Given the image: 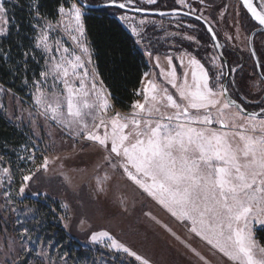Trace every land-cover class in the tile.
<instances>
[{
	"label": "rangeland",
	"instance_id": "1",
	"mask_svg": "<svg viewBox=\"0 0 264 264\" xmlns=\"http://www.w3.org/2000/svg\"><path fill=\"white\" fill-rule=\"evenodd\" d=\"M5 1L7 0H4V4ZM84 1L93 4L107 2ZM262 2L264 0H260L259 5ZM72 4L81 9L83 35L76 30L77 25L70 15ZM62 6L65 13L59 11L55 21L38 16L41 20L37 23L36 37L40 28L47 23L51 25L48 29L49 44L58 40L61 51L68 47L70 50L74 49L77 55L81 54L80 45L87 47L88 53L82 57L89 70L87 82L90 83L95 77L98 88H103L107 94L109 108L103 113L104 118L110 120L116 113L130 116L134 111L132 106L128 110L116 108L108 89L101 83L96 72L83 23L86 9L77 0H66ZM131 6L152 10L194 9V13L200 14L211 23L221 40L223 53L229 59L230 76L226 87L231 96L242 100L243 107L250 111L264 107V36L259 34L252 43L247 42L251 32L255 31L256 24L239 0H184L183 4L180 0H156L154 4H148L147 0H136ZM119 18L132 30L144 52L152 53L146 54L151 61V69L144 76L136 101L145 103V94L152 95L151 92L145 93L148 82L152 81L157 86L158 93L167 89L174 99L184 105L186 101L168 83L171 79L169 73L174 66L177 85L184 84L185 80L192 85V72L196 71L199 79V69L189 63L191 58L203 65L208 74L210 88H216L217 77L219 84H225L226 67L209 34L195 20L173 15L150 16L125 11L120 13ZM5 19L8 20L7 16ZM66 25L69 26V31L65 30ZM7 27L8 23L0 21V29L3 30L0 36L6 33ZM133 28L136 29L135 32ZM72 36H76L77 40L74 41ZM148 38H155L158 46L151 47ZM38 49L42 52L41 48ZM177 50L190 51L192 55L184 52L178 56L177 62L172 59V65H169L166 58L172 57ZM155 53L169 55L153 58V62L152 56ZM42 55L44 56L43 52ZM243 56H251L250 63H244ZM89 59L91 63H88ZM44 67L45 61L43 69ZM185 72L188 73L187 77L184 76ZM221 72L223 75H220ZM34 91L32 87L27 98L0 83V111L9 121L27 130L30 135L28 144L19 154V186L16 187L14 183L11 167L0 159V264H22L28 253H31L28 264H77V261L68 262L63 250L56 248L51 252L52 243L38 239L35 227L30 222L36 211L22 202L24 196H42L43 201L50 199L59 202V212L53 207L52 210L59 215L70 237L92 253L81 264H142V260H147L148 264H205L192 249L205 257L208 264H231L218 250L191 233L189 222H181L173 217L156 199L130 180L121 168H113L104 159L107 153L96 142L82 136L69 135L66 129L54 121H45L38 115L32 97ZM189 111L196 114V110ZM212 127L220 129L219 124H213ZM45 157L49 161L46 168L42 166ZM4 168L9 169L8 173L3 172ZM25 176L31 178L25 181ZM22 186L23 194L20 193ZM33 193L41 195L36 196ZM260 227L262 226L256 225L255 231ZM101 231H107L142 260H137L123 250L108 247L110 242L107 238L91 241V235ZM255 239L258 241L256 237Z\"/></svg>",
	"mask_w": 264,
	"mask_h": 264
},
{
	"label": "snow or ice",
	"instance_id": "2",
	"mask_svg": "<svg viewBox=\"0 0 264 264\" xmlns=\"http://www.w3.org/2000/svg\"><path fill=\"white\" fill-rule=\"evenodd\" d=\"M135 2L107 0L103 6L126 9ZM147 3L154 4L156 0H147ZM243 4L264 25V2L259 5V11L253 6V0H243ZM59 11L64 14V7ZM70 15L76 30L83 35L80 7L72 4ZM6 16L4 0H0V21L5 24L9 22ZM49 28L51 25L46 23L36 37L35 46L42 49L45 61L40 79H33L31 85L35 89L32 97L38 115L45 121H54L69 135L96 142L107 153L104 159L113 168H121L173 217L189 222V231L218 250L231 264H264V245L255 239V226H264V107L259 112H247L242 104L227 95L228 88L218 83L219 77L216 88H210L203 65L191 58L189 63L199 69V79L197 72H192V85L186 80L177 85L174 66L169 73L168 83L186 101L184 105L167 89L158 93L155 83L149 81L145 93L152 95L145 94V103L133 102L134 111L130 116L116 113L106 120L103 113L109 108L107 94L98 88L95 77L87 82L89 70L82 57L87 55L88 48L80 45V55L68 47L61 51L60 41L49 44ZM65 30L69 31V26ZM72 39L75 41L77 37ZM166 59L172 65V57ZM187 75L185 72L184 76ZM24 83L28 84L27 79ZM190 109L196 110V114H191ZM213 124H219L220 129L212 127ZM48 162L45 157L42 166L46 168ZM8 171L3 169L5 174ZM30 178L25 176L24 180ZM20 193H24L23 186ZM100 238H107L108 247L142 260L107 231L90 237L93 242ZM192 251L208 264L199 252ZM142 264L148 261L142 260Z\"/></svg>",
	"mask_w": 264,
	"mask_h": 264
},
{
	"label": "trees",
	"instance_id": "3",
	"mask_svg": "<svg viewBox=\"0 0 264 264\" xmlns=\"http://www.w3.org/2000/svg\"><path fill=\"white\" fill-rule=\"evenodd\" d=\"M65 3L66 0L5 1L9 22L6 33L0 36V83L12 92L28 98L32 81L39 79L44 62L42 52L35 46L37 26L33 25L41 20L38 16L55 21L59 8ZM122 12L111 7L88 9L83 15V23L100 80L108 89L114 106L128 110L139 98L150 63L135 35L119 18ZM29 140L27 130L9 121L0 111V159L11 167L16 187L21 184L18 181L19 154ZM42 199V196H24L22 199L36 211L30 222L38 239L52 243L51 252L56 248L63 250L68 262L83 263L92 253L70 237L59 215L52 210L53 207L59 212V202ZM255 237L264 245V226L255 231ZM30 259L31 253H28L22 264H28Z\"/></svg>",
	"mask_w": 264,
	"mask_h": 264
},
{
	"label": "water",
	"instance_id": "4",
	"mask_svg": "<svg viewBox=\"0 0 264 264\" xmlns=\"http://www.w3.org/2000/svg\"><path fill=\"white\" fill-rule=\"evenodd\" d=\"M78 3H80L86 10L88 9H102V8H108V7H111V8H118L120 9L118 6H103L105 5L107 2L105 3H98V4H93V3H88V2H85L84 0H77ZM240 2L242 3V5L244 6L243 4V0H240ZM117 3H121V1H117ZM253 6L254 7H257L254 3V0H253ZM134 8H140V9H143V11H134L133 9ZM244 8L246 9V11L249 13V15L252 17L251 13L248 11V9L244 6ZM122 11H125V12H130V13H134V14H140V15H156V16H171V15H185V13H189L188 11L184 10V9H181V8H174V9H171V10H152V9H147V8H142V7H137V6H130L129 8H126V9H121ZM257 10L259 11V9L257 8ZM161 13H164L163 15H161ZM185 16H190V17H193L196 19V17L198 15L196 14H189V15H185ZM252 19L257 23L259 24L258 21H256L253 17ZM199 21H201L205 27L209 30V28L212 29V27L210 26V24L208 22H206L203 18L199 19ZM260 25V24H259ZM264 28V25H260ZM210 32V31H209ZM214 41H215V44H216V49L218 51V54L219 56L221 57V59L223 60L224 62V65L226 66V69H227V76L229 77L230 75V67H229V64L227 62V59L225 58L224 56V53H223V50L220 46V43L218 42L217 40V37L216 35H213L214 31L212 29V31L210 32ZM215 34V33H214ZM227 77V79H228ZM227 79L225 81V86H226V82H227ZM227 95L230 96L233 100H235L237 103H240L239 101H237L236 99H234L231 94L229 93V91L227 92ZM241 104V103H240ZM246 110V109H245ZM247 112H250L248 110H246Z\"/></svg>",
	"mask_w": 264,
	"mask_h": 264
},
{
	"label": "flooded vegetation",
	"instance_id": "5",
	"mask_svg": "<svg viewBox=\"0 0 264 264\" xmlns=\"http://www.w3.org/2000/svg\"><path fill=\"white\" fill-rule=\"evenodd\" d=\"M240 1V0H239ZM259 1L260 0H254V3H255V5L257 6V8L260 10V8H259ZM244 7V6H243ZM148 9V8H147ZM171 9H174V8H171ZM171 9H167V10H171ZM182 9V8H181ZM184 10H186V9H184ZM246 10V9H245ZM186 11H188V10H186ZM188 12H190V11H188ZM247 12V11H246ZM192 14H196V15H198V16H200L201 18H203L206 22H208L209 24H210V26L212 27V29H213V31H214V33H215V35H216V37H217V40H218V42L220 43V46H221V48H223L222 47V43H221V40H220V38H219V36H218V34H217V32H216V30L214 29V27L211 25V23L209 22V21H207L204 17H202L200 14H198V13H194V12H191ZM248 13V12H247ZM249 14V13H248ZM150 16H156V15H150ZM174 16H179V17H183V18H189V19H191V20H195L196 22H198L199 23V25H201L204 29H205V31L209 34V36H210V38H211V40H212V42H213V44H214V46H215V48H216V44H215V41H214V39H213V37H212V35H211V33L209 32V30L205 27V25L201 22V21H199L198 19H195V18H193V17H190V16H185V15H174ZM251 17V16H250ZM251 19H252V17H251ZM254 24H256L255 25V31L252 33L251 32V37H249V39H247V42H249V43H252L253 42V40H255V39H257L258 38V36H259V34L260 35H263L264 36V28L262 27V26H260L259 24H257L255 21H254ZM248 27V26H247ZM248 31H250V29H248ZM149 39V44L151 45V47H157L158 45L156 44V41H155V38L154 39H151V38H148ZM176 46V45H175ZM177 47V46H176ZM190 53L191 55H192V53L190 52V51H186V50H177V51H175L173 54L172 53H170V54H172L173 56H172V59H174V61L175 62H177V60L176 59H178V56L179 55H181L182 53ZM152 54V53H151ZM165 55H169V53L168 54H165ZM165 55H163V54H160V53H155L154 54V57L156 56L157 58H161V56H165ZM225 56V55H224ZM153 56H152V58H154ZM194 57V56H193ZM221 58V57H220ZM226 58V57H225ZM226 59H228V58H226ZM251 59H252V57L251 56H243V61H244V63H250V61H251ZM229 60V59H228ZM227 60V62H228V64H229V61ZM152 61H153V59H152ZM223 61V60H222ZM154 62V61H153ZM150 63V68H151V62H149ZM259 63V62H258ZM223 64H224V62H223ZM225 66V65H224ZM226 67V66H225ZM247 69H249V66H247ZM227 70V69H226ZM230 76V75H229ZM228 77V76H227ZM228 79H229V77H228ZM228 79H227V81H228ZM232 95V94H231ZM234 99H236L235 97H234ZM237 100V99H236ZM237 101H239L241 104H242V100H237ZM242 106H244L243 104H242ZM245 108V107H244ZM246 109V108H245ZM246 110H248V109H246ZM259 110H260V108L258 109V110H256V111H250V110H248V111H250V112H259Z\"/></svg>",
	"mask_w": 264,
	"mask_h": 264
},
{
	"label": "crops",
	"instance_id": "6",
	"mask_svg": "<svg viewBox=\"0 0 264 264\" xmlns=\"http://www.w3.org/2000/svg\"><path fill=\"white\" fill-rule=\"evenodd\" d=\"M130 31L132 32L131 29H130ZM144 53H145V55H146L148 52H144ZM148 55H149V53H148ZM146 58H147L148 62H151V61L148 59L147 55H146ZM154 58H157V57L155 56ZM152 59H153V58H152ZM150 69H151V68H150ZM150 69H149V70H150ZM149 70H148V71H149Z\"/></svg>",
	"mask_w": 264,
	"mask_h": 264
}]
</instances>
